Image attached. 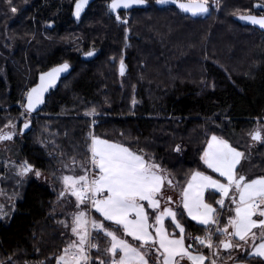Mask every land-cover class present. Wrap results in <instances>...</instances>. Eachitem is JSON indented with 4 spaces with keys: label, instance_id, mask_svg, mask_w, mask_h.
<instances>
[{
    "label": "trees",
    "instance_id": "trees-1",
    "mask_svg": "<svg viewBox=\"0 0 264 264\" xmlns=\"http://www.w3.org/2000/svg\"><path fill=\"white\" fill-rule=\"evenodd\" d=\"M74 1L0 0V116L7 107L21 110L40 71L64 60L74 64L33 114L18 153L44 170L58 168L57 156L84 161L92 141L88 113L94 109L97 136L142 151L177 184H186L195 170L221 178L201 159L211 136L244 152L241 135L264 117V32L234 18L252 6L249 0H216L206 17L150 0L148 8L122 13L121 21L109 12L107 0H96L80 23L72 17ZM95 48L96 58L81 57ZM124 60L129 70L121 74ZM38 127L39 143L33 139ZM258 143L256 170L249 177L264 176V142ZM243 162L238 170L248 172ZM23 183L14 211L0 215V264H57L69 236L51 217L56 190L37 180ZM218 197L206 195L214 204ZM180 212L186 235L205 233ZM229 215L223 213L224 223ZM243 259L264 264L249 253Z\"/></svg>",
    "mask_w": 264,
    "mask_h": 264
},
{
    "label": "snow or ice",
    "instance_id": "snow-or-ice-1",
    "mask_svg": "<svg viewBox=\"0 0 264 264\" xmlns=\"http://www.w3.org/2000/svg\"><path fill=\"white\" fill-rule=\"evenodd\" d=\"M88 0H80L76 5V15H80L82 4ZM160 4L169 0H157ZM176 3V0H171ZM209 0H188V3H180L178 7L192 15L206 14L209 12ZM145 0H113V10L128 9L132 5L143 4ZM264 8V5H257ZM16 11L15 8L12 9ZM119 19V17H118ZM240 19L251 22L264 28V18L255 16H241ZM88 55H92L91 52ZM64 64L52 69L45 74L54 82L59 73L67 70ZM121 62V73H123ZM47 91L44 75L41 76V84L28 94L27 109L32 110L36 105L43 103V93ZM95 110L93 109V113ZM92 113H88L91 115ZM27 128L28 125L25 124ZM252 139L264 142L260 131L252 133ZM11 135L0 136V139H11ZM179 151V147H177ZM90 164L87 168L84 164L80 167L84 174L79 176H64L65 191H70L76 198L77 208L90 204L102 217L103 221L94 218L89 219L87 211L81 210L72 214L71 232L77 237L63 249V254L57 258V264H92L89 250L97 249L106 260H99V264H150V258L155 256L151 264H181L187 259L191 264H204L208 259L202 254H193L192 245H185V239H193L200 245L211 249L213 237L217 234L226 237H236L239 241L248 242L249 239L264 241V176L248 180L243 175H237L236 168L243 157V153L231 147L227 141L218 140L213 136L208 143L201 159L204 164L224 177L227 183H222L210 175L201 171H194L186 186L182 189V206L187 215L198 224L205 227L203 237L185 235V229L178 220V213L170 207L161 209L162 189L165 183L173 187V180L162 174L160 166L146 160L142 151L136 152L120 143H114L93 137L90 145ZM21 174L32 171V166L25 162ZM67 167V166H66ZM36 175L40 173L37 171ZM210 191L221 196L216 204L225 207L226 199L235 205L231 209L234 215L228 217L224 227L219 226V215L213 205L205 202V192ZM61 196L65 192L60 193ZM171 201V197L167 198ZM147 204V208L145 206ZM148 209L154 214L150 222ZM158 211V214L157 213ZM260 219H254V217ZM165 218L170 219L179 233H169L165 227ZM104 221L111 222L115 230L105 226ZM68 227L67 224H65ZM229 227L232 229L229 232ZM91 229V231H90ZM254 229H259V235ZM103 235L109 246L100 249L99 244L93 243L95 236ZM119 233V235H118ZM132 237L137 244L130 243L123 238ZM178 236V238H177ZM224 249L242 247L233 244L231 239L220 241ZM255 252L251 253L264 257V242L254 245ZM211 264H216L215 260Z\"/></svg>",
    "mask_w": 264,
    "mask_h": 264
},
{
    "label": "rangeland",
    "instance_id": "rangeland-1",
    "mask_svg": "<svg viewBox=\"0 0 264 264\" xmlns=\"http://www.w3.org/2000/svg\"><path fill=\"white\" fill-rule=\"evenodd\" d=\"M211 1V0H210ZM239 12H235L234 14H238ZM241 13V12H240ZM244 25V24H243ZM249 26V25H248ZM251 27V26H249ZM254 27V26H253ZM252 31H255L254 29L251 28ZM258 30V29H257ZM129 33V32H128ZM127 33V38L128 37ZM230 34H232L229 31ZM130 34V33H129ZM29 89V88H28ZM28 90L25 92L24 100L20 103L21 110L16 112H8V107L5 110H1V116H0V132L4 130H10L12 129V126L17 127V131H20L21 124L26 123L27 120L31 119L32 121L34 120L33 115H29V113L24 109V101L26 98ZM109 107V106H107ZM91 118L93 119L92 121V129H91V139L93 137L96 138H102L100 136H97L94 133V122H96V114L92 113ZM34 122V121H33ZM260 131L261 136L264 137V117L261 119L255 120L254 126L244 135H241L242 137L245 138L244 142L242 141V138L239 136V140L242 143V146L244 147V152L243 156L246 157L248 160L247 162L244 161V157L241 161V163H244V171H248L247 173L254 174L252 170H256L255 164H254V158H255V152L258 149L259 143L258 141L252 139V133L256 131ZM215 137H220L216 134L212 135L211 138ZM210 138V139H211ZM222 138V137H220ZM33 139L36 140L37 143L40 141V129L38 127L36 134L33 136ZM106 139V138H104ZM224 139V138H222ZM25 139H17L16 141H2L0 142V212L2 211L3 216H6L7 214L11 213L15 209L16 202L19 200V197L21 196L23 192V179L21 177V161L22 157L24 154H19L20 150L18 148L22 145ZM108 140V139H106ZM226 140V139H224ZM112 141V140H110ZM210 141V140H209ZM115 142V141H113ZM229 142V141H228ZM92 144V141H91ZM231 144V143H230ZM181 148L179 147V150ZM206 150V149H205ZM247 152V153H246ZM54 156V153L51 155ZM90 157H91V152L89 155V158H85L83 160H76V159H68L63 160L61 156L55 157V160L57 159V162H59L58 168L54 170H44L40 168V182L45 183L49 186H51L54 190H56V194L58 195V202L55 203L53 210L51 212V217L54 218L53 220L62 226V228L67 232L66 228L68 229L71 220L73 219L72 214L77 211V201L74 196L71 195L70 191H65V184L62 180L64 176H79L84 174V170L80 167V165L84 164L87 168H92V165L90 164ZM146 159V158H145ZM147 160V159H146ZM150 162H154L153 160H150ZM156 163V162H154ZM158 164V163H156ZM159 165V164H158ZM67 166V167H66ZM160 166V165H159ZM252 166V167H251ZM161 169V168H160ZM163 170V169H162ZM245 175L244 172H239L237 175ZM172 176V175H171ZM16 177L18 179H16ZM260 176H254V177H248V180H252L255 178H258ZM174 181L176 182V179L174 176H172ZM177 184V183H176ZM182 185V184H177ZM65 191V195L61 196L60 193L62 191ZM221 199L220 195L216 199L219 200ZM212 203V202H211ZM214 204V203H212ZM226 206L221 208L219 205L216 204L215 202V208L217 209V213L219 215V226L224 227L227 223L223 222V213H227L234 215V212L231 211V209L234 207V205L230 204L229 201L226 199L225 201ZM1 208H4L1 210ZM180 211H184L183 208L180 209ZM178 211V213H181ZM230 216V215H229ZM228 216V217H229ZM180 219V215H179ZM181 220V219H180ZM65 224L68 225V227L65 226ZM231 228L229 227V231ZM205 235L201 234L196 237H203ZM257 235H259V232H257ZM101 236L98 237L101 238ZM229 237H226L224 235L217 234L213 237V247L209 249L208 247H205L203 245H200L198 242L196 243L195 240L192 239L193 246H197L200 249L203 250H208L211 252V256L215 257V261L217 264H222L229 262V263H242V264H252L250 262H247L243 259V257L246 254H251L255 252V248L252 249V246L247 242L245 243L244 241H239L238 238L236 237H231L232 238V243L233 244H240L242 247H234L230 250H222L220 241L228 239ZM260 242L262 240L258 239ZM255 245L256 241H252ZM254 255V254H252ZM258 256V255H257ZM264 258V257H262ZM30 264V263H29Z\"/></svg>",
    "mask_w": 264,
    "mask_h": 264
},
{
    "label": "crops",
    "instance_id": "crops-1",
    "mask_svg": "<svg viewBox=\"0 0 264 264\" xmlns=\"http://www.w3.org/2000/svg\"><path fill=\"white\" fill-rule=\"evenodd\" d=\"M100 139L106 140V139H104V138H100ZM217 139H218V140H224V139H222V138H220V137H217ZM107 141H110V140H107ZM210 141H211V139H210ZM210 141H209V142H210ZM224 141H227V140H224ZM110 142H113V141H110ZM227 142H228V141H227ZM114 143H119V142H114ZM120 144H121V143H120ZM228 144L231 145V147L235 148L237 151L243 153V151H241L240 149L234 147L232 144H230V142H228ZM123 145H124V144H123ZM124 146H126V145H124ZM126 147H128V146H126ZM207 147H208V145H207ZM207 147H206V149H207ZM129 148H130V147H129ZM130 149H131V148H130ZM131 150H132V149H131ZM133 151H134V150H133ZM243 157H244V156H243ZM243 157L240 159V162H239V164L237 165V168H236V172H237V173H238V167H239V165L241 164V161H242ZM161 170H162V169H161ZM211 170H212V169H211ZM195 171H201V170H195ZM212 171H213V170H212ZM193 172H194V171H193ZM193 172H192V173H193ZM201 172H204V171H201ZM204 173H205L206 175H210V176H212L211 174H209V173H207V172H204ZM215 173H216V172H215ZM162 174L165 175V176H167L168 178L172 179V180H173V184H174V186H173V187H168L167 184L165 183V187L162 189V191H163V198L161 199V209H160V210H162L164 207H170V208H173L174 210H176V211L178 212V211H180L181 208H183V206H182V196H181V192H182V189L186 186V184H184V185H179V186H178V185L176 184V182L174 181V179L172 178V176H171L170 173H168L167 171L163 170V171H162ZM217 174L219 175V173H217ZM219 176H220V175H219ZM190 177H191V176H190ZM212 177H213L214 179H218V180H220L222 183H227V181H226V179H225L224 177H221V176H220L221 178H216V177H214V176H212ZM189 179H190V178H189ZM207 193H208V191L205 192V202H206V203H209V204H211V205H213V207L215 208V205L212 204L211 202H209V201L207 200V198H206ZM168 197H171V201H168V199H167ZM220 197H221V196H220ZM145 206H146V208H147V204H146V202H145ZM76 207H77V204H76ZM234 207H235V205H234ZM234 207H233V208H234ZM262 207H264V206H262ZM81 210L87 211L89 219H93V218H94V219L97 220V221H103V217H102L98 212H96L95 209H92L91 206H90V204H88V205H81L80 208L77 209L76 212L81 211ZM183 210H184V209H183ZM148 211H149V216H150V222H152V220L154 219L153 211H152L151 209H148ZM158 211H159V210H157V213H156V214H158ZM184 211L186 212V210H184ZM186 214H187V212H186ZM187 216H188V215H187ZM188 217H189V216H188ZM177 218H178V220L180 221V223L183 225V227H184V229H185V235H186V226H185V224L182 222V220L179 219V215H178ZM189 218H190V217H189ZM254 219H260V217L257 216V217H254ZM72 220H73V219H72ZM72 220H71V222H70V225H69L68 229L66 228V230H67V234H68V236H69V240H68L67 246H68V244H69L71 241L77 239V237L71 232ZM195 222H196V221H195ZM104 223H105V226H106V227L110 228L111 230H115V227H116V226H114L111 222L104 221ZM170 225H171L172 227H170ZM165 227L167 228V230H168L169 233H177V234L179 233V229H176L175 226H174V224H173V223L170 221V219H168V218H165ZM90 231H91V229H90ZM231 231H232V229H231L229 232H231ZM254 231L259 232L260 230H259V229H254ZM92 234H93V236H95V240H93L92 242H93V243H97V244H99L100 249H103V248H106V247L109 246L107 239H106L103 235H102L101 238H99V241H98V237L101 236V235H97L95 232H93ZM118 235H119V233H118ZM186 236H187V235H186ZM123 238L129 240L130 243H133V244H137V243H138V242H136V241H133L132 237H129V236H125V237H123ZM177 238H178V236H177ZM261 242H264V241H261ZM261 242L257 239L255 245L258 246L259 243H261ZM248 243L252 246V249L255 248L254 245H253L254 243L252 242L251 239L248 240ZM185 245H186V246H187V245H192L190 242H188V239H187V238L185 239ZM67 246H66V247H67ZM191 250L193 251V254H202V255H204L205 257L208 258V259L205 260L204 264H211V261H212V260H215V257H214V256H211V252L208 253L207 251H205V250H203V249L195 248L193 245H192V249H191ZM62 254H63V252H62ZM62 254H61V255H62ZM89 256H90V259H91L92 264H99V260H101V259H103V260L108 259L107 256H105V255H103L101 252L97 251V249H90V250H89ZM256 256H257V255H256ZM260 257H261V256H260ZM152 260H155V256H152V257L150 258V264H151V261H152ZM181 264H191V262L188 261L187 259H185V260L181 261ZM216 264H217V263H216ZM222 264H235V263H229V262L223 263V262H222ZM236 264H242V263H236Z\"/></svg>",
    "mask_w": 264,
    "mask_h": 264
},
{
    "label": "water",
    "instance_id": "water-1",
    "mask_svg": "<svg viewBox=\"0 0 264 264\" xmlns=\"http://www.w3.org/2000/svg\"><path fill=\"white\" fill-rule=\"evenodd\" d=\"M94 1H96V0H88V2H87L86 4H82L81 9H80V15L77 17V15H76V5H77L78 2H80V0H75V2H74V4H73L72 17L75 19L76 22H80V21L82 20V18H83V16L85 15L86 11L88 10V8L91 6V4H92ZM112 3H113V0H108V2H107L108 10H109V12H110L111 14H113L117 19H118V17H119V19H118L119 21L122 20V17H123V16H122V13H124L126 16H129V14H130V12H131L132 10H135V9H144V8H147V7L150 6V0H145V3H143V4L132 5V6H131L130 8H128V9L118 8V9L113 10V9L111 8ZM180 3H188V0H176V3H172L171 0H169V2H168V3H165V4H160V3H158L157 0H156V4H157L159 7L174 6V7L178 8L183 14L191 15V16H193V17H199V16L206 17V16L209 15V13L211 12V7H212V5H211L210 2H208V7H209V12H208V13H206V14H198V15H195V16L192 15L190 12H184V11H182V10L178 7V5H179ZM241 16H255V17H257V18H264V15H258V14H254V13H239V14H236V15L234 16V18H235L238 22H240L241 24L254 26V27H256V28H258V29L264 31V28H262V27H260V26H258V25H254V24H252L251 22H248V21H245V20L240 19ZM129 36H130V34L128 33V37H129ZM89 52H91L92 55L89 56V55H88ZM98 53H99L98 49L95 48V49H91V50H89V51L83 52V53L81 54V57H82L84 60H92V59H94V58L97 57ZM122 62H123V69H124V71H123V73H121V63H120V66H119V71H120L121 74H125V73L128 72V70H129V66H128V64H127V62H126L125 60L122 61ZM64 64H67V65H68L67 70H65V71H63V72H61V73H59L58 76H56L54 82H52V81L50 80V78H49L48 76L45 75V74H47V73H50L52 69L58 68V67H60V66H62V65H64ZM73 68H74V66L72 65V63H71L70 61L66 60V61H62V62L56 63V64L50 66L49 68L40 71V72L38 73V75H37L36 82H35L34 84H32V85L29 87V89H28V92H27V95H26V98H25V101H24V106H23L24 109H25L30 115H32V114H37L38 112H40V111L43 109V107H44V105H45V103H46V101H47V98H48L49 94H50L52 91L58 89V87L61 85L62 80H63L65 77H67V76L72 72ZM42 75H44V78H45V86L47 87V91H45V92L43 93V103H40V104L36 105V107H35L34 109H32V110H28V109H27V103H28V99H27V98H28V94L31 92V89H33V88H35V87H37V86H39V85L41 84V76H42ZM25 124L28 125L27 128L25 127ZM25 124H24V132H28V131H30V130L32 129V121H31V120H27V122H26ZM253 133H255V132H253ZM9 134L11 135L12 138L14 137V133L10 132L8 129H7V130H4V131H2V132H0V136H3V135H9ZM12 138H11V139H12ZM7 140H10V139H0V142H2V141H7ZM241 175H242V174H241ZM243 176H245V177L247 178V175H243ZM62 192H64V190H63ZM229 239H230V238H229ZM231 241H232V240H231ZM221 248L224 249L222 246H221ZM224 250H229V249H224Z\"/></svg>",
    "mask_w": 264,
    "mask_h": 264
},
{
    "label": "flooded vegetation",
    "instance_id": "flooded-vegetation-1",
    "mask_svg": "<svg viewBox=\"0 0 264 264\" xmlns=\"http://www.w3.org/2000/svg\"><path fill=\"white\" fill-rule=\"evenodd\" d=\"M107 2H108V0H107ZM107 2H106V5H107ZM209 2L211 3V5L213 7L216 6V0H211V1L209 0ZM248 3L251 4L252 6L251 7H248L245 11H243L241 13H254V14H258V15H264V8L257 7V5H264V0H249ZM251 27L252 28H255V29H258V28L253 27V26H251ZM262 32H264V31H262ZM29 120H31V119H29ZM24 124L25 123H22L21 124V128H20V131L19 132L17 131V127L16 126H12V129H10L9 131L12 132V133H14V137L12 139H10V140H7V141H16L17 139L18 140L19 139H24V137L26 136V134H28L30 132V131L24 132ZM33 124L34 123L32 121V127H33ZM25 162H27L28 165H31L33 170L30 171V172H28V173H26V174H23V175L21 174V177L23 179L27 180V181H30L32 179V180H37L39 182L40 181V175L37 176L36 175V172L38 171L40 173V168H41L40 165L37 163V161L35 159L29 157L26 154H24L23 157H22L21 166L24 165ZM21 172H22V169H21ZM244 173L246 175H248V177H249V174L247 172H244ZM3 209L4 208H1V210H3ZM1 214H2V211L0 212V215Z\"/></svg>",
    "mask_w": 264,
    "mask_h": 264
},
{
    "label": "bare ground",
    "instance_id": "bare-ground-1",
    "mask_svg": "<svg viewBox=\"0 0 264 264\" xmlns=\"http://www.w3.org/2000/svg\"><path fill=\"white\" fill-rule=\"evenodd\" d=\"M75 2V1H74ZM95 2V1H94ZM74 4V3H73ZM155 4H156V1H155ZM150 5H151V3H150ZM157 5V4H156ZM158 6V5H157ZM159 7V6H158ZM166 7V6H165ZM148 8V7H147ZM161 8H163V7H161ZM145 9V8H144ZM72 10H73V8H72ZM74 19V18H73ZM75 20V19H74ZM76 22V21H75ZM76 23H80V22H76ZM250 26V25H249ZM83 53V52H82ZM64 61H66V60H64ZM68 61H70V60H68ZM62 62V61H61ZM71 62V61H70ZM72 63V62H71ZM72 65L74 66V64L72 63Z\"/></svg>",
    "mask_w": 264,
    "mask_h": 264
},
{
    "label": "built area",
    "instance_id": "built-area-1",
    "mask_svg": "<svg viewBox=\"0 0 264 264\" xmlns=\"http://www.w3.org/2000/svg\"><path fill=\"white\" fill-rule=\"evenodd\" d=\"M33 264V263H32ZM35 264V263H34Z\"/></svg>",
    "mask_w": 264,
    "mask_h": 264
}]
</instances>
